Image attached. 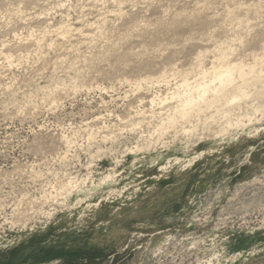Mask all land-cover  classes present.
Returning <instances> with one entry per match:
<instances>
[{
	"label": "rangeland",
	"instance_id": "374dc122",
	"mask_svg": "<svg viewBox=\"0 0 264 264\" xmlns=\"http://www.w3.org/2000/svg\"><path fill=\"white\" fill-rule=\"evenodd\" d=\"M263 53L264 0H0V264H264Z\"/></svg>",
	"mask_w": 264,
	"mask_h": 264
},
{
	"label": "bare ground",
	"instance_id": "6f19581e",
	"mask_svg": "<svg viewBox=\"0 0 264 264\" xmlns=\"http://www.w3.org/2000/svg\"><path fill=\"white\" fill-rule=\"evenodd\" d=\"M222 44V43H221ZM223 52V51H222ZM227 52V51H226ZM222 54H225L226 55V53H222ZM264 54V53H263ZM222 56V58H224V57H226V56ZM257 55V54H256ZM255 55V56H256ZM263 57H264V55L263 56H261L260 57V59L261 60H263L264 61V59H263ZM259 58V57H258ZM257 58V59H258ZM226 60H228V59H226ZM226 60H224V63L223 64H221L220 66H217V64H213V66L210 68V69H206V68H204L202 71H201V74H206V73H208V74H211L212 76H213V78H214V80H218L219 82H220V84H221V87H218V88H222V89H225L226 88V86L228 85V84H232L233 83V81H234V79L232 78L233 76H232V72L234 71V70H237V71H239V75H241V77L243 78V80H246L247 79V77H248V73H250L251 71H253V69H250V68H248L247 69V65L245 64H243L242 62H240V63H236V62H234L235 61V59H234V61H227L226 62ZM257 61V60H256ZM259 61V60H258ZM257 61V62H258ZM239 62V61H238ZM261 62V61H260ZM255 64V63H254ZM264 64V63H263ZM211 65V64H210ZM264 66V65H263ZM205 67V66H204ZM249 67V66H248ZM252 68H253V66H251ZM255 70V69H254ZM260 71V70H259ZM264 73V67L263 68H261V72H260V74H263ZM187 77V76H186ZM190 79H188V78H183L182 79V82H181V85H183V86H186V87H188L187 88V90H190L189 88H190V84H191V82L189 81ZM194 82H196V81H194ZM204 82V81H203ZM203 82H201V83H199V82H197L196 84H197V86H198V90H199V96H198V98H190V97H185V98H182L181 100H180V96H181V94L179 95V100L181 101V102H179L178 103V105H179V107H180V109L179 108H175L178 112H179V116L180 117H182V118H188V117H190L191 116V114L193 115V111H194V109H196V107L195 106H197V104H199V103H201V102H207L208 104H212L214 101H210V99H209V101H208V99H207V94H209V92L210 91H218L219 92V94L222 92L221 90L219 91V89L217 88V87H212L211 85H209L208 83H203ZM212 82H214L213 81V79H212ZM180 85V86H181ZM196 87V86H195ZM185 88V87H184ZM186 89H185V91H187ZM218 92H216V93H218ZM214 93V92H213ZM216 93H215V96H216ZM223 93H224V91H223ZM223 93H221V94H223ZM177 94V93H176ZM178 94H179V92H178ZM177 94V95H178ZM225 94V93H224ZM218 95V94H217ZM172 96H174V95H172ZM221 96V95H220ZM176 97V96H175ZM182 97H184V96H182ZM219 97V96H218ZM236 97V96H235ZM166 98V97H165ZM174 98V97H173ZM209 98V97H208ZM217 98V97H216ZM163 100V99H162ZM213 100H214V98H213ZM217 100V99H216ZM215 100V101H216ZM150 102L152 103L153 102V99H150ZM147 103H148V100H147ZM155 103V102H154ZM159 103V102H158ZM206 103V104H207ZM207 104V105H208ZM176 107H178V106H176ZM208 107H210V106H208ZM174 109V110H175ZM200 110V109H199ZM198 110V111H199ZM177 112V113H178ZM175 113H176V111H175ZM177 113H176V115H177ZM176 115H174V116H176ZM172 118V117H171ZM175 117H173V119H174ZM173 119H170V120H172L173 121Z\"/></svg>",
	"mask_w": 264,
	"mask_h": 264
}]
</instances>
